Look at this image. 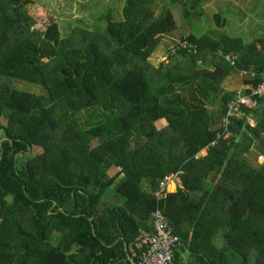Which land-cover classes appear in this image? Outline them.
<instances>
[{
	"label": "trees",
	"instance_id": "trees-1",
	"mask_svg": "<svg viewBox=\"0 0 264 264\" xmlns=\"http://www.w3.org/2000/svg\"><path fill=\"white\" fill-rule=\"evenodd\" d=\"M207 1L171 0L193 29L156 67L149 57L178 26L154 0H125L121 20L65 37L55 23L33 29L32 1L0 0V264H138L158 207L183 241L174 264H264V163L249 156L264 155V98L223 123L263 81L264 37L197 34ZM235 74L245 87L226 89ZM171 177L177 191L156 198Z\"/></svg>",
	"mask_w": 264,
	"mask_h": 264
},
{
	"label": "rangeland",
	"instance_id": "rangeland-1",
	"mask_svg": "<svg viewBox=\"0 0 264 264\" xmlns=\"http://www.w3.org/2000/svg\"><path fill=\"white\" fill-rule=\"evenodd\" d=\"M32 2L27 3L24 6L29 17L35 20L34 28L45 32L47 28L55 23L61 32L62 37H65L68 33H71L77 28H86L91 31H96L98 28L105 26V20L100 21L102 16H111L114 20L122 19V8L125 0H30ZM153 9L156 16H160L161 13L170 8L174 13V17L177 22V29L173 34L163 38L162 42L156 48V50L149 57V61L154 66L160 64L168 65L175 60L170 59L169 55L175 53L177 48L176 41H180L182 36H187L193 29L192 20H188L184 17L183 7L180 3L173 4L171 0H154ZM203 17L201 20L205 21L201 23L202 28L194 29L197 34L208 33V30H218L220 34H226L229 36H243L245 41L251 42L256 38L264 37V0H208L203 6ZM217 12H221L225 18L224 27L220 28L214 17ZM206 27L204 28L203 27ZM208 28V29H207ZM242 74H235L227 77L223 85L226 89H241L245 87L241 84ZM8 83L13 88L26 91L29 93L45 94L46 90L37 84L20 81V80H8ZM89 117L88 112L84 111L80 116V123L85 125ZM1 125H6V119H1ZM158 129H162L167 125L165 119L156 121L155 123ZM5 138L1 139L3 142ZM44 154L42 147H36L27 153L20 155V162L33 159ZM258 149L253 148L252 153L249 154L252 157L251 162L255 164L264 163V155H258ZM207 155V149L202 151L198 157H204ZM113 172V173H112ZM114 170L111 174H114ZM172 183L176 184V188L170 189ZM178 178L172 177L167 191H177ZM224 236L222 232L219 234L216 243L219 246L224 245Z\"/></svg>",
	"mask_w": 264,
	"mask_h": 264
},
{
	"label": "built area",
	"instance_id": "built-area-1",
	"mask_svg": "<svg viewBox=\"0 0 264 264\" xmlns=\"http://www.w3.org/2000/svg\"><path fill=\"white\" fill-rule=\"evenodd\" d=\"M264 98V78L263 81L253 90L250 95H238L228 104L226 116L223 118L224 127L228 125L229 118L237 114L242 107L254 108L259 99ZM227 136L229 133L226 134ZM171 178H166L160 185V190L156 193V198L160 199L167 191ZM153 231L142 233L140 239L132 252L131 257L137 259L138 264H174L176 252L183 247L182 239L175 233V228L171 225L161 208L154 211Z\"/></svg>",
	"mask_w": 264,
	"mask_h": 264
},
{
	"label": "bare ground",
	"instance_id": "bare-ground-1",
	"mask_svg": "<svg viewBox=\"0 0 264 264\" xmlns=\"http://www.w3.org/2000/svg\"><path fill=\"white\" fill-rule=\"evenodd\" d=\"M174 188H175V184L172 183V184H171V189H174Z\"/></svg>",
	"mask_w": 264,
	"mask_h": 264
},
{
	"label": "water",
	"instance_id": "water-1",
	"mask_svg": "<svg viewBox=\"0 0 264 264\" xmlns=\"http://www.w3.org/2000/svg\"><path fill=\"white\" fill-rule=\"evenodd\" d=\"M130 262H131L132 264H135L132 260H130Z\"/></svg>",
	"mask_w": 264,
	"mask_h": 264
},
{
	"label": "crops",
	"instance_id": "crops-1",
	"mask_svg": "<svg viewBox=\"0 0 264 264\" xmlns=\"http://www.w3.org/2000/svg\"><path fill=\"white\" fill-rule=\"evenodd\" d=\"M175 184V183H174ZM178 186V185H177ZM175 187H176V184H175ZM169 192H173V191H169Z\"/></svg>",
	"mask_w": 264,
	"mask_h": 264
}]
</instances>
